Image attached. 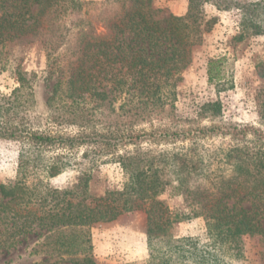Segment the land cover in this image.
<instances>
[{
    "label": "trees",
    "instance_id": "trees-1",
    "mask_svg": "<svg viewBox=\"0 0 264 264\" xmlns=\"http://www.w3.org/2000/svg\"><path fill=\"white\" fill-rule=\"evenodd\" d=\"M207 3L240 11L239 39L264 35V0H188L183 15L155 0H0L6 54L39 41L56 74L45 120L30 114L23 75L11 94L0 95V139L20 143L17 177L0 183L1 247L38 229L28 252L40 258L35 264H99L93 225L136 210L147 215L146 264H238L244 236L264 245V85L259 126L224 121L220 100L200 107V121L210 118L211 125L184 126L175 114L177 83L214 24L202 16ZM225 61L207 63L208 80L219 89L229 87ZM255 67L264 79V58ZM154 120L166 126L137 129ZM49 124L79 131L52 133ZM206 136L222 140L208 143ZM80 148L87 162L70 186L28 192L42 174L75 167ZM106 162L118 165L121 186L94 192L93 171ZM165 193L181 205L171 207ZM192 218L205 221L207 241L170 233Z\"/></svg>",
    "mask_w": 264,
    "mask_h": 264
},
{
    "label": "rangeland",
    "instance_id": "rangeland-1",
    "mask_svg": "<svg viewBox=\"0 0 264 264\" xmlns=\"http://www.w3.org/2000/svg\"><path fill=\"white\" fill-rule=\"evenodd\" d=\"M101 1V0H94ZM161 7L169 8L177 15L187 11L188 0H155ZM1 15V9H0ZM204 19H214L213 27L204 35L202 44L193 47V60L182 74L177 83V101L175 114L182 119L184 126L211 125L210 118L200 121L198 116L202 104L220 100L223 104L222 116L226 122L249 123L259 126V93L264 85L256 70L258 60L264 58V35H249L239 39L240 11L219 10L207 3L204 5ZM105 27L98 26V33L104 35ZM225 56L226 79L229 87L219 89L208 80L207 63L211 58ZM23 75L28 80L32 93L30 114L41 115L44 119L48 114L47 100L50 96L56 74L48 71L47 56L41 42L36 41L15 49L6 54L0 46V95L11 94L19 85ZM230 84V85H229ZM45 120V119H44ZM165 127L166 122L154 120L137 127L151 130ZM52 133H76V126L44 125ZM204 141L220 142L219 136H206ZM144 145H146L144 143ZM130 148L132 146H129ZM20 143L13 140L0 139V183L14 181L17 177L18 154ZM84 148L76 151L78 164L55 176L41 175L39 182H29L28 192L33 196L46 189L47 186L64 188L70 186L75 179V170L82 166ZM122 182V172L118 165L106 162L95 167L90 181L94 192H102L107 187H119ZM37 183V185H35ZM161 198L166 199L171 207H179L182 203L179 197H170L165 193ZM148 221L144 210L124 213L118 218L98 222L91 228L94 244V257L99 264H146L149 255L147 245ZM39 230L35 229L10 249L0 246V264H35L40 258L28 254L30 247L38 240ZM176 237L193 236L202 242L207 241V226L202 218H192L177 222L170 229ZM246 256L238 264H264V245L256 237L244 236L240 242ZM70 264V263H69Z\"/></svg>",
    "mask_w": 264,
    "mask_h": 264
}]
</instances>
